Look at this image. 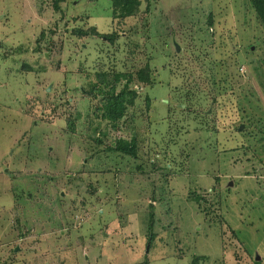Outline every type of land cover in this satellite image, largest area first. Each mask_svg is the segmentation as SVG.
Instances as JSON below:
<instances>
[{"label":"rangeland","instance_id":"obj_1","mask_svg":"<svg viewBox=\"0 0 264 264\" xmlns=\"http://www.w3.org/2000/svg\"><path fill=\"white\" fill-rule=\"evenodd\" d=\"M54 1L0 0V264H264L249 0H139L122 19L111 0ZM144 65L152 85L134 79L126 115L101 121L96 74ZM135 135L139 159L105 150Z\"/></svg>","mask_w":264,"mask_h":264},{"label":"trees","instance_id":"obj_2","mask_svg":"<svg viewBox=\"0 0 264 264\" xmlns=\"http://www.w3.org/2000/svg\"><path fill=\"white\" fill-rule=\"evenodd\" d=\"M63 0H55L53 3L54 9H59L57 3ZM113 6V15L115 18H128L134 16L140 5L139 0H111ZM250 6L261 24L264 30V0H249ZM78 37L85 35L90 36H100L112 42V35L107 37L105 35L99 34L95 28H90L88 30H77ZM98 79V84H90L89 95L96 96L101 95V106L96 109L100 111L99 118L101 121H107L110 123L111 127L114 128L117 121H120L125 115L130 106L134 104V100L137 97L136 90L130 85L135 79L139 85L151 86L149 67L144 65L139 69L131 73H113L107 74L103 72H98L96 74ZM121 80H125L121 85L119 91L116 92V87L120 84ZM95 91L97 93H95ZM144 107L146 111H149L150 99L146 95L144 97ZM96 117V116H95ZM144 119L147 122V114H144ZM250 120V119H249ZM98 125L92 130V134L97 132ZM227 127H232L231 125H226ZM72 127V126H71ZM72 129V128H71ZM237 131V130H236ZM246 135V134H245ZM254 137V136H252ZM98 139V138H96ZM140 140L137 136L131 137L129 140L116 139L110 145L105 147V150L109 152L119 153L122 157H130L132 159H139L137 154L138 150H141ZM193 200L198 204L200 200L199 196H194ZM149 226H151V214H149ZM199 258L194 257L190 264H197ZM255 264H260V262H255Z\"/></svg>","mask_w":264,"mask_h":264},{"label":"bare ground","instance_id":"obj_3","mask_svg":"<svg viewBox=\"0 0 264 264\" xmlns=\"http://www.w3.org/2000/svg\"><path fill=\"white\" fill-rule=\"evenodd\" d=\"M246 207V206H245Z\"/></svg>","mask_w":264,"mask_h":264}]
</instances>
